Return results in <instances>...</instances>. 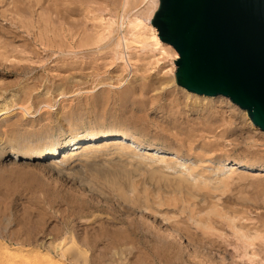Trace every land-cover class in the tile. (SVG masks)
<instances>
[{
  "label": "rangeland",
  "instance_id": "rangeland-1",
  "mask_svg": "<svg viewBox=\"0 0 264 264\" xmlns=\"http://www.w3.org/2000/svg\"><path fill=\"white\" fill-rule=\"evenodd\" d=\"M1 1L0 38L12 47L0 39L11 48L0 43V110H11L0 119V264H264V174L224 167L264 164V132L230 99L194 97L179 86L173 47L164 52L132 39L124 60L114 56L113 43L144 0L129 1L119 31L123 0H18L29 13L24 22L58 26L64 10L79 29L87 22L92 31L101 18L117 22L87 54L38 42L37 56L21 46L29 43L23 29L19 40L11 37L17 0ZM232 116L243 121L239 131ZM105 133L141 145L63 158L70 139ZM156 146L177 156L145 157ZM56 148L62 154L53 157ZM177 227L182 241L153 245Z\"/></svg>",
  "mask_w": 264,
  "mask_h": 264
},
{
  "label": "water",
  "instance_id": "water-1",
  "mask_svg": "<svg viewBox=\"0 0 264 264\" xmlns=\"http://www.w3.org/2000/svg\"><path fill=\"white\" fill-rule=\"evenodd\" d=\"M152 24L179 86L230 99L264 132V0H160Z\"/></svg>",
  "mask_w": 264,
  "mask_h": 264
},
{
  "label": "bare ground",
  "instance_id": "bare-ground-1",
  "mask_svg": "<svg viewBox=\"0 0 264 264\" xmlns=\"http://www.w3.org/2000/svg\"><path fill=\"white\" fill-rule=\"evenodd\" d=\"M6 1V0H5ZM20 1H23V0H20ZM36 1V3H37V0H35ZM34 1V2H35ZM129 1L130 0H123V3H122V8H123V13H122V19H121V25H119L118 26V31H119V28L120 27H123L124 26V23H125V20H126V17H125V15H124V12H125V8H126V6L129 4ZM1 2H3V1H1L0 0V3ZM15 2H17L18 3V0L17 1H14V4H15ZM26 2H28V4L30 3V2H33V0H26ZM82 2H84V1H82ZM11 3V2H10ZM143 6H142V9H140L139 11H137L135 14H134V16H132L131 17V19L129 20V24H128V29H127V32L126 33H124L122 36H118L117 37V39L115 40V42L113 43L114 44V46L111 48L112 49V51H113V54H114V56H116V57H118V58H121V59H123L124 58V48L126 49V50H128V48H129V43H130V41L133 39V41H135V42H137V43H139L140 45H142V47H146V46H154V47H157L160 51H166V49H169V48H171L172 46L170 45V44H167V43H165V42H163L161 39H160V37H159V32H158V29L155 27H149V26H147V24H146V21L147 20H149V21H151V19H152V16H153V14H154V12H156L157 11V9H158V7H159V4H160V0H144L143 1ZM5 4V3H4ZM20 4V3H19ZM16 5L15 4V10H16V12L14 11V15H12V14H10V16H11V18L9 19V22H10V24H11V26H12V28H13V30H16V31H10V33L11 34H13L11 37H13V41H16V40H19V33L17 34V30H18V32H19V29H23V32H25V34L27 35H25L26 36V42H28L29 41V43H26L25 45L23 44H21V46H24L26 49H28V50H30V55H39L40 53L38 52V51H36L37 50V47L35 46L36 44H38V42L40 43V44H42V45H44L45 46V48H49V49H51V48H53V47H57L61 52H63V53H66L67 52V50L66 49H70L71 51H74V49H76V50H78V52H80V53H84V54H87V53H89L90 51V49L89 48H87L88 46H90V45H92V46H94L95 44H99V43H101V42H103L105 39H106V35H107V33H109V35L111 34V33H113L112 32V30H111V28L113 27V26H115L116 24H117V22H116V20H112V19H102L101 18V23L98 25V27L96 28H94L92 31L88 28V24H87V22L85 23V25L84 24H82V26H83V28H80V29H82L83 31H80V29L79 28H77L78 26H81V24L79 25L78 24V26L76 25V23H73V22H70L69 20L71 19H69V20H67V17H69L70 15V12L68 11V10H64L62 13H63V15L61 14V22L59 23V25L57 26L56 24L53 26L52 25V23L51 22H48L49 20H45L44 22L43 21H39V19H41V18H39V19H37L38 21H36V23L37 24H35V23H31V21L29 22V21H26V22H24L25 20H26V17L24 18L25 20H23V18L22 17H24L25 16V14L27 15V14H29V13H24L23 14V12H24V10H25V8H23V7H21V5ZM40 4H41V2H40ZM61 4V3H60ZM67 4V3H66ZM116 4V3H115ZM12 5V4H11ZM26 5V4H25ZM34 5V4H33ZM32 5V6H33ZM38 5V4H37ZM36 5V6H37ZM65 5V4H64ZM6 6V5H5ZM28 6H30V5H27V8H29ZM56 6V5H55ZM35 7V6H34ZM33 8V7H32ZM29 10L31 11V9L29 8ZM4 11V10H3ZM27 11H28V9H27ZM50 11V10H49ZM48 11V12H49ZM85 11V10H84ZM33 12V11H32ZM36 12V11H35ZM47 12V13H48ZM6 13V12H5ZM40 13H41V10H40ZM44 13V12H43ZM46 13V12H45ZM2 14V11L0 12V15ZM99 14V13H98ZM152 14V15H151ZM32 14L30 13V16H31ZM49 15V14H48ZM51 15V14H50ZM6 16V15H5ZM17 16V17H16ZM28 16V15H27ZM45 16V15H44ZM59 16H60V14H59ZM121 16V15H120ZM128 17H129V15H127ZM42 17V16H41ZM50 17V16H49ZM5 18V17H4ZM22 18V19H21ZM45 18H47V16L45 17ZM76 18V17H75ZM93 18V17H92ZM97 18V17H96ZM96 18H93V19H96ZM8 19V18H7ZM28 19V18H27ZM30 19V18H29ZM99 19V18H98ZM59 20V19H58ZM74 20V19H73ZM85 20V19H84ZM89 20V19H88ZM51 21V20H50ZM76 21V20H75ZM96 21V20H95ZM104 21V22H103ZM92 22V21H91ZM8 23V22H7ZM54 23V22H53ZM96 23V22H95ZM1 24V23H0ZM1 26V25H0ZM86 26V27H85ZM97 26V25H96ZM4 27V26H3ZM2 27V28H3ZM85 27V28H84ZM93 27V26H92ZM11 28V27H10ZM91 28V27H90ZM0 29H1V27H0ZM5 29V28H4ZM3 29V30H4ZM11 30V29H10ZM90 30V31H89ZM116 30V31H117ZM4 31H6V30H4ZM87 31H89V32H87ZM93 31H95V33H93ZM106 31H108L107 33H106ZM8 32V31H7ZM6 32V33H7ZM92 32V33H91ZM1 33H2V31H1ZM4 34V33H3ZM24 36V35H23ZM77 37V38H76ZM4 38V37H3ZM3 38H0L1 40L3 39ZM23 38H25V37H23ZM75 38V39H74ZM58 39V40H57ZM7 40H9V39H7ZM3 41V40H2ZM1 41V42H2ZM4 43H1V47H3V49H4V46L6 45V44H8V45H10L11 46V42H9L8 41V43H7V41L5 40V38H4ZM12 41V42H13ZM44 41H48V44L46 45V43L44 42ZM132 41V42H133ZM134 42V43H135ZM55 43V44H54ZM2 44H4V46L2 45ZM20 44V43H19ZM54 44V45H53ZM70 44V45H69ZM94 44V45H93ZM8 45H6V46H8ZM41 45V46H42ZM10 46H9V48H10ZM18 46V45H17ZM39 46V45H38ZM98 46V45H97ZM106 46V45H105ZM171 46V47H170ZM0 47V49H2ZM12 47V46H11ZM23 47V48H24ZM68 47V48H67ZM8 48V49H9ZM16 48V47H15ZM13 49V50H16V49ZM24 48V49H25ZM105 48V47H104ZM174 48V47H173ZM2 49V50H3ZM5 49H7V48H5ZM4 49V50H5ZM7 49V50H8ZM11 49V48H10ZM20 49V48H19ZM24 49H22L23 50V52L25 51L26 52V50H24ZM55 49V48H54ZM106 49H107V47H106ZM131 49V48H130ZM158 49H156V50H158ZM6 50V51H7ZM104 50V49H103ZM102 50V51H103ZM18 51V50H17ZM49 51V50H48ZM13 52V51H12ZM27 52V53H28ZM163 52V53H164ZM9 53V52H8ZM14 53H16V52H14ZM19 53V52H18ZM178 53V52H177ZM24 54H26V53H24ZM110 54V53H109ZM21 55V54H20ZM92 55V54H91ZM111 55V54H110ZM179 55V54H178ZM2 56V55H1ZM22 56V55H21ZM132 56H134V55H132ZM128 57H129V59H130V61H131V59H132V57H131V55H128ZM135 57V56H134ZM6 59V58H5ZM4 59V60H5ZM8 59V58H7ZM91 60V59H90ZM124 60V59H123ZM134 60V59H133ZM126 62H128V61H126ZM131 63V62H130ZM95 65V64H94ZM29 66V65H28ZM177 66V65H176ZM22 67V66H21ZM102 67V66H101ZM23 69H24V67H22ZM21 68V69H22ZM30 68V67H29ZM72 68H73V66H72ZM19 69V68H18ZM26 70V69H25ZM31 70H33V69H31ZM91 70V69H90ZM94 70V69H93ZM142 70V69H141ZM144 70V69H143ZM177 70V69H176ZM23 71V70H22ZM61 71V70H60ZM139 72V71H138ZM27 73V72H26ZM175 73H176V71H175ZM175 73H174V76H175ZM175 79H176V77H175ZM183 88V87H182ZM185 89V88H184ZM191 93V92H190ZM172 97V96H171ZM170 97V98H171ZM194 97H201V98H207V96H200V95H198L197 96V94L196 95H194ZM198 98V99H199ZM211 98V97H210ZM212 99V98H211ZM196 100V99H195ZM187 102V101H186ZM193 102V101H192ZM197 102V101H196ZM195 102V103H196ZM203 103V102H202ZM20 108H21V106H20ZM212 108H214L213 106H212ZM217 108V107H216ZM31 110V109H30ZM208 110H209V108H208ZM1 112H0V119L2 118V116L3 115H5V114H7V113H11L10 111L11 110H9V108L7 107V106H5V108H3V109H1L0 110ZM214 113H216V111H213V110H211V111H209V114L210 115H208V117H210V116H212ZM237 114V113H236ZM194 116V115H193ZM206 116V115H205ZM235 116V115H234ZM234 116H232V118L234 117ZM207 116H206V118H208ZM213 117H215V116H213ZM231 117V116H230ZM210 118H212V117H210ZM209 118V119H210ZM208 119V120H209ZM211 120V119H210ZM209 120V121H210ZM218 119L217 118H214L212 121H210V122H213V121H215V123H216V121H217ZM238 120H237V118H235L234 117V119H233V123H235V125L236 126H234V131H239V128H240V126H242V122H241V125L237 122ZM209 123V122H208ZM214 123V122H213ZM253 123V122H252ZM251 123V124H252ZM217 124V123H216ZM238 125H240V126H238ZM254 125V124H253ZM233 126V125H232ZM255 126V125H254ZM256 127V126H255ZM231 129V128H230ZM256 129H258V130H260L258 127H256ZM233 131V132H234ZM235 133V132H234ZM84 139V138H83ZM68 140V139H67ZM110 144H118V145H133V144H135V145H141V143L138 141V140H136L134 137H132V136H127V135H125V134H115L114 133V135H111V133L110 134H108V133H105V134H103V136L102 137H95V136H92V137H90V138H85L84 140H80V142H78V143H76V142H72V139H70L69 141H68V143L67 144H65L64 145V149L62 150L63 151V158L65 159V158H70V157H73L75 154H76V152H77V150L78 149H81V151H87V150H90V149H92V148H94V147H98V146H105V145H110ZM61 147V146H60ZM58 148H56V150H54L55 152L54 153H52L51 155L54 157V155L55 154H57V153H59L60 152V154H62L61 153V148H60V150L58 149ZM158 153H162L163 155H165L166 157H168V158H171V157H174V156H177V154L176 153H173V152H170V151H167V150H164V149H162L161 147H159V146H156V147H154V148H149V149H146L145 150V153H144V155H145V157L146 156H154V155H157ZM27 155V154H26ZM32 155H34L35 157H42L43 156V153H35V154H32ZM31 155V156H32ZM17 156V155H16ZM61 156V155H60ZM28 157V156H27ZM44 157V156H43ZM28 159V158H27ZM228 162V161H227ZM222 165L223 164H221V167H222ZM230 167L229 169L231 170V171H240V170H245V171H247V172H249V171H256L254 174H256V175H262L263 176V174H264V164H262V165H255V164H250V163H247L246 161L244 162V161H242V160H233L232 162H228V163H226V164H224V167ZM224 170V169H223ZM167 184V183H166ZM184 185V184H183ZM186 185V184H185ZM173 187H174V185H173ZM201 192H202V190L200 189H198V193H200L201 194ZM204 193V192H203ZM197 194V193H196ZM205 195H207L208 197H210V195H211V192H206L205 193ZM205 195H202V196H205ZM170 200H172V199H170ZM163 201V200H162ZM176 201V200H175ZM148 203V202H147ZM166 203V202H165ZM263 203V202H262ZM163 204V203H162ZM167 204H169L168 202H167ZM170 204H171V202H170ZM178 204V203H177ZM176 205V204H175ZM162 206V205H161ZM168 206H170V205H168ZM167 206V207H168ZM173 206V205H172ZM177 206V205H176ZM262 206H264V205H262ZM158 207V206H157ZM264 208V207H263ZM168 209V208H167ZM181 212V211H180ZM183 212V211H182ZM198 212V211H197ZM179 216V215H178ZM211 218V217H210ZM178 220V219H177ZM181 220V219H180ZM179 220V221H180ZM210 220H212V219H210ZM175 221V220H174ZM209 223V222H208ZM210 223H211V221H210ZM213 223V222H212ZM178 224V223H177ZM139 225V224H138ZM175 225V224H174ZM136 226V225H135ZM187 226H190V224L189 225H187ZM186 226V227H187ZM137 229H139V228H137ZM181 229V228H180ZM180 229H179V227H177V230H178V232L177 233H171L170 232V234L166 237V238H168V239H165V238H163V239H157L156 241H155V243H153V245L154 246H156L157 248H165L166 246H175L176 244H177V242H178V240L179 241H182L181 239H182V237H181V233H180ZM153 230V229H152ZM182 230V229H181ZM256 230V229H255ZM186 231H188V229H186ZM192 231V230H191ZM258 232H259V230H258ZM187 233V232H186ZM151 234V233H150ZM119 236V235H118ZM186 238V237H185ZM155 240V239H154ZM129 242V241H128ZM150 243V242H149ZM183 243V242H182ZM118 244V243H117ZM117 244H115V246H117ZM186 244V243H185ZM189 247V246H188ZM189 249V248H188ZM188 251V250H187ZM190 251V250H189ZM263 251H264V246H263ZM185 252V251H184ZM192 256V255H191ZM194 257H195V255H194ZM188 259V258H187ZM194 260V259H193ZM197 260V259H196ZM190 261V260H189ZM196 262V261H195ZM198 264V263H197Z\"/></svg>",
  "mask_w": 264,
  "mask_h": 264
}]
</instances>
